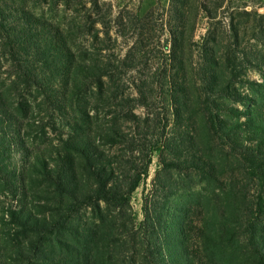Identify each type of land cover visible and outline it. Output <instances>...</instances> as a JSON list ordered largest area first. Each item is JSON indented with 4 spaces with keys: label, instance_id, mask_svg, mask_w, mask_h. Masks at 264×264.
<instances>
[{
    "label": "trees",
    "instance_id": "16d2710c",
    "mask_svg": "<svg viewBox=\"0 0 264 264\" xmlns=\"http://www.w3.org/2000/svg\"><path fill=\"white\" fill-rule=\"evenodd\" d=\"M196 3L170 0L161 17L153 10L117 16L118 32L134 33L128 52L96 69L78 64L71 75L36 67L48 62L43 39L66 43L64 30L48 24L46 36L25 33L0 0L5 51L13 66L21 63L9 83L0 73V264H193L179 247L194 239V251L200 244L211 260L233 242L248 247L249 264H264V82H256L262 96L247 111L237 105L248 96L246 69L264 68V13L235 5L217 18L222 0ZM198 10L209 24L195 39L188 20ZM157 28L168 32L169 52L143 74L146 36ZM131 71L135 95L119 87ZM20 77L50 116L66 119L50 151L23 137V104L9 97ZM93 84V108L107 106L113 117L91 121L85 108L86 119L74 120V95ZM42 123L44 130L48 119ZM155 149L160 166L136 226L132 193Z\"/></svg>",
    "mask_w": 264,
    "mask_h": 264
},
{
    "label": "rangeland",
    "instance_id": "374dc122",
    "mask_svg": "<svg viewBox=\"0 0 264 264\" xmlns=\"http://www.w3.org/2000/svg\"><path fill=\"white\" fill-rule=\"evenodd\" d=\"M193 1L197 6L196 0ZM199 1L214 5L215 2L221 0ZM222 1L223 7L218 10L217 18L225 17L226 6L233 8L235 5L258 13H264V0ZM6 2L9 4L8 11L14 13V16L19 21V26L24 27L25 33L33 34L38 30L40 35L46 36L48 24H55L64 30L66 43L54 44L43 39L41 44L48 54V62H39L36 67H38V70H45L49 74L50 70H53L56 74L60 72L67 74L68 72L71 75L78 70V64L89 63L92 68L96 69L97 64L102 65L109 60L116 61L119 58H123L128 52L134 41V33L132 30H125V34L118 32V26L115 24L117 16L125 15L130 10L134 13L138 12L140 15L153 10L154 15L161 17L170 4V0H6ZM2 20L0 18V73L5 77L6 83H9L11 80L9 74L20 67L21 63L13 66L10 55L5 51L7 44H4L5 41H3L6 37L1 36V33H4ZM188 22L190 23L188 26H191L193 22L195 24V39H199L206 32L209 24L207 14L202 10H198L197 15L194 14V16L189 18ZM252 28L251 24L247 26V35L251 33ZM21 33L19 32V35ZM168 38V32L166 30L163 32L159 28L152 31L151 34H147L146 53L149 58L147 64L142 68L143 74H151L153 70L159 68V65L163 63L164 55L169 52V47L166 46ZM30 66L31 64L28 61L26 68ZM134 75L135 73L132 71L125 75L122 81L124 86H119L121 88L120 92L136 94L132 84ZM244 80L246 83L241 87L248 96L242 103L237 105L241 110L247 111L255 98L259 99L262 96H260V91H258L260 89L259 84L256 82H264V68L251 67L246 69ZM249 82L252 83L249 84ZM104 83L106 84V81ZM16 85L14 93H10L9 97L14 100L13 96L16 99L18 96V102L23 104V114H21L25 125L22 132L23 137L32 147L40 146L50 151V147L55 145L57 141L59 131L68 129L66 119L53 118L48 114V103L46 106L43 102V96L39 95L35 86L30 83H24L21 77L17 79ZM98 94L99 91L95 85L83 95H74L73 102L76 109L73 112L74 117H76L74 120L82 122V119H86V116L82 115L85 108L90 110L91 121L106 120L113 117V113H107V106H105L103 111L100 107L101 113L93 108V102L99 98ZM67 96H71V94ZM137 111L142 113L144 109L139 107ZM47 119L48 123L43 130L42 122ZM242 120H245V116H242ZM159 154V149L153 151L148 176L140 182L132 193L131 205L136 226L140 224L143 218L144 194L151 189L152 179L160 166ZM183 202L184 196L180 200L181 204ZM89 216L90 213L87 212L86 217H83V219L87 221ZM192 218L196 222V216L193 215ZM170 220L167 222V227L169 230H174ZM195 241L197 240L194 239V245L189 241H185V245L179 247L180 256L188 257L193 264H217L216 260L220 264H249L244 254L248 255V247L239 248L235 243L228 242L226 247L213 250L215 253L214 260H211L206 258V252L201 250L200 244H198V254L194 251V248L197 247Z\"/></svg>",
    "mask_w": 264,
    "mask_h": 264
}]
</instances>
